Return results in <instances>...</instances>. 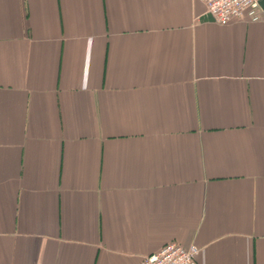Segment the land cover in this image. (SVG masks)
<instances>
[{
  "label": "crops",
  "instance_id": "1",
  "mask_svg": "<svg viewBox=\"0 0 264 264\" xmlns=\"http://www.w3.org/2000/svg\"><path fill=\"white\" fill-rule=\"evenodd\" d=\"M170 241L264 264V12L0 0V264H138Z\"/></svg>",
  "mask_w": 264,
  "mask_h": 264
},
{
  "label": "built area",
  "instance_id": "2",
  "mask_svg": "<svg viewBox=\"0 0 264 264\" xmlns=\"http://www.w3.org/2000/svg\"><path fill=\"white\" fill-rule=\"evenodd\" d=\"M207 12L221 25L244 19L257 22L263 12L260 0H201ZM200 250L194 244L183 246L175 241L164 244L157 252L144 256L138 264H200Z\"/></svg>",
  "mask_w": 264,
  "mask_h": 264
},
{
  "label": "water",
  "instance_id": "3",
  "mask_svg": "<svg viewBox=\"0 0 264 264\" xmlns=\"http://www.w3.org/2000/svg\"><path fill=\"white\" fill-rule=\"evenodd\" d=\"M259 3H260L262 11L264 12V0H260Z\"/></svg>",
  "mask_w": 264,
  "mask_h": 264
}]
</instances>
